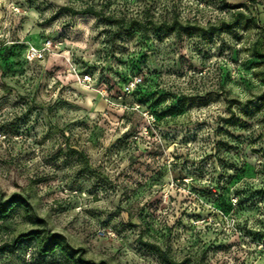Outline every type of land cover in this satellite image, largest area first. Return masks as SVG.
<instances>
[{"label":"rangeland","instance_id":"obj_1","mask_svg":"<svg viewBox=\"0 0 264 264\" xmlns=\"http://www.w3.org/2000/svg\"><path fill=\"white\" fill-rule=\"evenodd\" d=\"M257 3L247 11L261 28L203 39L129 34L106 17L206 26L231 18L222 0H0V192L24 195L33 219L96 261L264 264ZM87 6L102 17L68 11ZM37 226L17 210L0 221V244ZM21 260L0 253V264Z\"/></svg>","mask_w":264,"mask_h":264},{"label":"trees","instance_id":"obj_2","mask_svg":"<svg viewBox=\"0 0 264 264\" xmlns=\"http://www.w3.org/2000/svg\"><path fill=\"white\" fill-rule=\"evenodd\" d=\"M223 4L228 9H234L231 18H220L218 22L210 23L206 26H201L189 20L183 21L178 15L174 16L171 20L156 21L149 19L147 24H142L136 18H127L126 16L114 17L107 16L106 21L110 27H114L118 31H127V33L136 31L149 32L150 30L161 32L174 33L176 36H182L184 33H194L199 35L203 39H208L216 35H220L223 32L231 31L235 29L241 22L248 21L249 23L261 28L262 26L258 22L257 16H251L248 14L247 9L250 7L257 6V0H247L246 3L242 4H230L226 0H222ZM71 16L91 14L96 17H102L101 12L96 10L93 6H87L82 9L68 8ZM113 28V29H114ZM116 31V30H115ZM114 32L110 30L106 31V35L109 37ZM116 34V33H115ZM257 43L253 44V55L258 57H264L263 54L259 53L256 48ZM264 50V45H263ZM264 81V78H263ZM260 99H264L261 97ZM239 100H231L227 105L229 111H232L234 104H239ZM87 163V160H86ZM224 184V183H223ZM222 184V185H223ZM223 189V188H222ZM225 193L222 191L217 195L220 200L221 208L228 212L233 208L231 200L224 198ZM238 203H241L238 200ZM17 210H22L24 217L38 225L36 228H32L26 232L19 234L16 238L10 241H5L0 244V253L12 252L24 248L29 244L36 246L37 262L40 263L50 256L60 255L71 264H108L104 260L96 261L94 259L87 258L81 248H76L71 245L65 235L51 231L45 225H42L41 219H33L30 214V205L27 198L19 193H13L9 197H4L3 193L0 192V221H6L14 215ZM164 261L167 264H174L163 254H161Z\"/></svg>","mask_w":264,"mask_h":264},{"label":"built area","instance_id":"obj_3","mask_svg":"<svg viewBox=\"0 0 264 264\" xmlns=\"http://www.w3.org/2000/svg\"><path fill=\"white\" fill-rule=\"evenodd\" d=\"M255 9H257V6H254ZM50 44V42L48 43ZM42 53H39L38 56H41ZM32 57H34V53L32 54ZM92 75L89 73H86L83 75V80L85 82H90L92 80ZM140 81H142V79H140ZM21 252V256H22V264H34L37 262V256H36V246L34 244H29L27 246H25L24 248L16 251V253Z\"/></svg>","mask_w":264,"mask_h":264}]
</instances>
